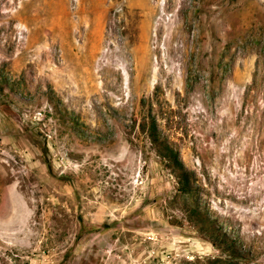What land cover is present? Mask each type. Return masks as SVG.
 <instances>
[{"label":"rangeland","instance_id":"obj_1","mask_svg":"<svg viewBox=\"0 0 264 264\" xmlns=\"http://www.w3.org/2000/svg\"><path fill=\"white\" fill-rule=\"evenodd\" d=\"M0 79V264H264V0H0Z\"/></svg>","mask_w":264,"mask_h":264},{"label":"trees","instance_id":"obj_2","mask_svg":"<svg viewBox=\"0 0 264 264\" xmlns=\"http://www.w3.org/2000/svg\"><path fill=\"white\" fill-rule=\"evenodd\" d=\"M5 83V80L1 81L0 79V94L2 96L4 95L3 90ZM145 134L149 138L151 149L155 152L156 156L160 158L170 176L175 181V192L170 196V203H179L178 205H181L182 209L185 207L186 211L184 214L186 215V221L192 223L196 227L203 224L206 237H210L209 239L212 240L214 230H211L209 218L201 208L196 197V186L191 183L192 172L187 170L181 162L178 150L164 142L154 127L149 126ZM44 144L47 146L45 141ZM239 259H241L240 256L234 255L233 250H231V254H228L225 258H208L205 264H235ZM195 262L197 264L200 263L199 260Z\"/></svg>","mask_w":264,"mask_h":264}]
</instances>
